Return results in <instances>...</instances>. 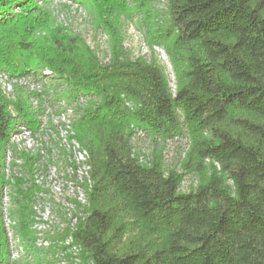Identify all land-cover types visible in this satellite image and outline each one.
<instances>
[{"label":"trees","instance_id":"16d2710c","mask_svg":"<svg viewBox=\"0 0 264 264\" xmlns=\"http://www.w3.org/2000/svg\"><path fill=\"white\" fill-rule=\"evenodd\" d=\"M46 1L0 0V80L36 85L29 96L70 113L90 153V214L76 235L84 263L264 264V0H166L174 29L164 41L185 80L175 96L157 66H102L51 27ZM65 1L103 18L126 9V0ZM10 106L0 86V264H12L3 258L4 153L15 123L31 117L14 118ZM132 126L163 139L184 127L190 166L203 172L210 160L212 175L180 193L182 175L135 158ZM18 192L29 236L30 193Z\"/></svg>","mask_w":264,"mask_h":264},{"label":"bare ground","instance_id":"6f19581e","mask_svg":"<svg viewBox=\"0 0 264 264\" xmlns=\"http://www.w3.org/2000/svg\"><path fill=\"white\" fill-rule=\"evenodd\" d=\"M17 83L24 85L28 93L39 92L29 80H0L9 96ZM30 102L33 116L28 122L15 123L4 153L1 211L9 260L12 264H35L39 258L43 264H84V252L74 241L75 231L85 222L79 218V210L86 218L90 214L94 187L91 156L76 139L70 113L60 112L35 96L30 97ZM39 127L41 138L31 133ZM28 167L42 174H34V184H28L30 234L25 236L17 216L21 201L18 180L21 173H28ZM37 185L45 188H38L39 197L32 199V195H37ZM65 249L70 254H62Z\"/></svg>","mask_w":264,"mask_h":264},{"label":"rangeland","instance_id":"374dc122","mask_svg":"<svg viewBox=\"0 0 264 264\" xmlns=\"http://www.w3.org/2000/svg\"><path fill=\"white\" fill-rule=\"evenodd\" d=\"M40 8L41 13L50 16L51 27L79 39L102 66L112 65L117 60L123 63L142 61L157 66L173 96L185 83L182 69L175 63L164 41L168 30L174 29L166 0H126L125 10L116 11L107 18L100 17L90 4L80 5L65 0H48ZM6 95L11 102L10 115L17 118L22 111L33 116L28 89L24 85L14 84L11 95ZM99 103L90 101L87 106ZM128 107L135 109V103ZM131 131H134L131 144L138 162L145 167L158 164L166 175L171 172L182 175L180 193L189 194L205 177L212 175L210 160L203 163V172L190 166L188 156L192 139L184 127L180 135L168 139L138 133L133 126ZM3 258L8 259L6 248ZM41 260L37 259L35 264H43Z\"/></svg>","mask_w":264,"mask_h":264},{"label":"built area","instance_id":"2783aa9c","mask_svg":"<svg viewBox=\"0 0 264 264\" xmlns=\"http://www.w3.org/2000/svg\"><path fill=\"white\" fill-rule=\"evenodd\" d=\"M37 93H38V91H37ZM39 97H42V99H43V95H39ZM57 129H59V128H57ZM41 131L42 130H40V127H39V128H34V132H31V133L34 134V136H36L37 138H41ZM51 135H52V131H51ZM43 139H50V138H43ZM28 160H29V156H28ZM34 174H42V172L33 170L32 167H28V173H21L20 180H18V187L23 192L28 193V184H34L33 183ZM38 188H45V185H37V195H32V199L39 197L38 196ZM19 196H20V200H23V196H21V195H19ZM33 210H34V207H33ZM5 215H6V209H5ZM79 218L83 219L85 221L88 220L86 218V216L83 215L81 210H79ZM75 233L77 235L78 231H75ZM74 242H78L77 239ZM78 244H80V243L78 242ZM80 252H83V248H82L81 244H80ZM62 254H70L69 249L63 250ZM90 264H92V263H90Z\"/></svg>","mask_w":264,"mask_h":264}]
</instances>
